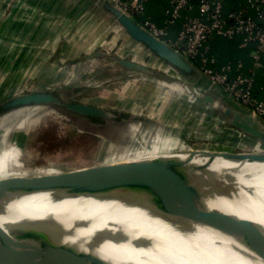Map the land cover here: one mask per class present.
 Masks as SVG:
<instances>
[{
  "label": "bare ground",
  "instance_id": "bare-ground-1",
  "mask_svg": "<svg viewBox=\"0 0 264 264\" xmlns=\"http://www.w3.org/2000/svg\"><path fill=\"white\" fill-rule=\"evenodd\" d=\"M165 135L158 130L151 135L146 157L138 146L150 136L140 133L131 137L126 151L132 156L120 166L75 175L20 198L0 220V264H94L108 257L136 264H264V237L228 242L179 224L218 209L244 214L243 207H264V162L251 161L247 153L213 161L154 139ZM122 176H135L128 189L170 192L176 199L167 202L171 208L163 214L128 197L59 201L43 196ZM243 216L264 226V220ZM140 241L146 246L136 247Z\"/></svg>",
  "mask_w": 264,
  "mask_h": 264
},
{
  "label": "rangeland",
  "instance_id": "rangeland-1",
  "mask_svg": "<svg viewBox=\"0 0 264 264\" xmlns=\"http://www.w3.org/2000/svg\"><path fill=\"white\" fill-rule=\"evenodd\" d=\"M37 1V0H36ZM47 1V0H45ZM10 4L0 2V19L11 22L8 29L0 30V104L5 101L14 98L19 95L28 94L35 91H58L65 95L72 101L81 102L85 104H96L101 107H106L111 110H124L129 114H135L140 120H150L153 125H157L159 129L160 124H164L169 121V117L162 114L166 111L168 105L165 104V109L159 105V102L163 98L168 99L170 102L176 99H182L186 102L183 113L172 114L175 119L174 126L180 127L182 130L191 128L189 125V119L187 114L192 110V106L188 103V95L182 89V84L186 86L194 85L190 81L185 79L182 83L177 81L176 85L169 88L162 87L160 84H156L137 74L131 73L125 68L119 66L115 60L106 58L104 60L94 61L93 65L86 71L85 76L81 81L74 82L73 85H66V89L58 87L56 89H48L45 80L39 79L37 76L38 63L36 61L23 60L21 58L22 45L18 44V35L15 29H11L12 24L15 23L16 16L11 9H8V13L5 12L6 7ZM33 4L37 5L33 0H21L18 1L17 6L12 9L17 12H22L25 7V14H28V21H32ZM8 5V6H7ZM31 7L29 12H26V8ZM5 12V13H4ZM46 17L51 16L47 12H43ZM79 15V14H78ZM78 23L81 21V17H77ZM4 42H10L5 44ZM109 46V45H108ZM10 48V49H9ZM120 48V54L125 60H136L142 65H148L160 74L168 72L161 66H156L154 61H149L143 56H136L128 51L124 41L117 44L112 49ZM155 56V55H154ZM157 58V57H156ZM158 59V58H157ZM160 60V59H158ZM160 62V61H159ZM62 64L67 63L66 60H62ZM77 62H72L76 64ZM103 67H108V71L104 76H100L97 72ZM56 69V68H54ZM161 69V70H160ZM165 70V71H163ZM59 75H57L58 77ZM165 79V78H164ZM161 79V83H164ZM206 82L198 83L199 87L203 86ZM180 85V86H179ZM80 89V90H79ZM83 89V90H81ZM78 95V96H77ZM161 107V108H160ZM153 111L150 112V110ZM31 109V108H30ZM25 108L10 114L15 120H0V154L5 155L6 159L11 154L17 165H14L12 169L4 166V175H16L25 174L32 177L36 169L43 171L50 170L51 165H54L52 174L46 172L47 175L62 174L70 171L80 169H91L94 167H111L123 164L126 158L132 156L129 151H126L131 146V137L138 135H147L149 140L138 144V149L141 151V156L146 157L145 146L150 147L153 143L151 135L155 137L153 130H145L144 127H132L127 125L126 127H119L113 129H107L102 127L100 123H94L92 119H86L83 117L75 116L72 114H66L63 109L60 108ZM171 111V113H173ZM3 117V116H2ZM42 118L41 123H36L37 118ZM17 121H19L17 123ZM208 121V120H207ZM213 121H216L213 120ZM27 124H26V123ZM194 122V121H193ZM142 123V124H143ZM197 122H194L195 125ZM35 124V125H34ZM14 125V126H13ZM165 125V124H164ZM98 128L94 130L93 128ZM100 127V128H99ZM196 127V126H195ZM102 128H105L104 130ZM222 128V127H221ZM199 129V128H198ZM179 130V131H178ZM203 130V129H202ZM160 133V129L158 130ZM26 135L24 140L22 135ZM174 134V135H173ZM185 132H181L180 129H176L175 133H168L162 137H156L158 143H162L163 146H169L168 148L182 149L183 147H192L197 144L194 141V134L189 133L190 140H182V136ZM17 136L21 139L18 143L15 142ZM181 139L178 143L177 137ZM32 138L35 140L33 142ZM174 138V139H173ZM27 139V141H25ZM13 142L14 144H10ZM139 143V142H138ZM218 142L204 143V146L212 151L222 152V147L217 144ZM136 145V144H135ZM249 148H235L228 152L231 153H247L258 152V146L256 142L249 141L247 143ZM183 146V147H182ZM239 146V145H238ZM125 147V148H124ZM135 148V147H134ZM137 149V148H136ZM144 150V151H143ZM191 150V149H190ZM8 151H12L8 152ZM21 155H23L21 157ZM133 158H136L133 156ZM5 162L7 163V160ZM21 161H24V166ZM8 166V164H6ZM30 170V171H29ZM52 196V194L43 195ZM20 199L12 200L8 203L0 202V220L2 217L7 216L13 211L15 205Z\"/></svg>",
  "mask_w": 264,
  "mask_h": 264
},
{
  "label": "crops",
  "instance_id": "crops-1",
  "mask_svg": "<svg viewBox=\"0 0 264 264\" xmlns=\"http://www.w3.org/2000/svg\"><path fill=\"white\" fill-rule=\"evenodd\" d=\"M33 1L36 2L37 5L33 4L34 7L33 11L31 12V14L33 15L32 21L30 23H27L29 17L28 14H25V7L23 8L21 13L20 11L16 12L14 9L13 13L16 14V16L10 18H15V23H13V26H11L10 28L17 31L18 44L22 45L23 47L20 54L21 58L24 61L32 59L33 61L39 62L37 76L39 77V79L42 78V80L47 81L46 87L48 89H56L58 87H63L64 89H66V85H73L74 82L81 81L85 76L86 71L93 65L94 61L104 60L96 59L91 62H85L84 60L88 55L99 52H107L116 54L119 57L125 59L120 54V48L119 50L112 49V46L115 47L122 41H124V44L129 47L128 51L132 54H135L136 56H143L149 61H154L156 66H161L168 70V72L172 71L176 73L161 60H158L156 56H154V54L144 45L132 39L125 30L118 27L115 24L113 18L108 15L101 7H99L95 3V0ZM172 1L173 0H149L146 5V17L153 21L158 27L167 28V14L171 8ZM246 5L247 0H227L225 2L224 12L228 14L233 11L241 10ZM30 8L31 7L26 8L27 13L29 12ZM43 12H47L48 14L52 15L46 17ZM194 14L197 15V13ZM252 15L255 16V13L252 12ZM77 17H81V21L79 23ZM2 19L3 17H1L0 19V30H5V28L8 29L11 22L4 21ZM182 23V20H180L174 26L168 28L170 38H177V35L182 27ZM240 41L241 38L228 39L220 37L215 39L210 44L209 50V55L215 59L214 66L220 68L221 66L230 62L236 63L238 61H242L245 65L246 71L252 68V60L250 57L251 48H240ZM4 43L10 44V42ZM62 60H66L67 63L63 64V67L60 68L59 65L62 64ZM129 61L135 62L136 60L132 59ZM72 62L77 63L72 64ZM57 75L59 76L57 77ZM202 90L217 96H222L221 92L211 85L210 87L206 85L202 86ZM199 91H201V89ZM255 95L259 99H264V69L258 72V81L255 87ZM188 100V103H190V105L192 106V111L187 114L189 125L191 124V128L188 129V134L187 129L182 130V125H180V127H176L173 125L175 119L172 117V114H175V112L180 114L183 113L184 106H186V102H184L183 98L176 99L171 102L168 99L164 100L162 98L159 102V105H162L161 107L163 108V110L166 108L165 104L163 105V103H166V105H168L166 111L162 112V114L168 117L170 116L169 121L164 123L165 125H159L160 133H175L176 129H180L182 132H185V134L182 136V140L184 142L186 139L190 140L189 133H193V139L197 144L192 147L185 142V144L192 150L212 151L208 149V147L204 146V143L218 142V145L225 146L222 147V152H228L229 150L231 151L233 147H240L244 149L249 148V145H247V143L249 141H253L257 143L258 150L260 152H264V145L262 143H259L253 138L244 135L239 129L223 122V120L219 118V116L211 107L207 106L205 103L197 100L194 97H189ZM228 102L232 107L236 108L240 112L248 114L238 104L230 101ZM92 105L101 107L96 104ZM105 109L108 108L105 107ZM153 109L154 108H152L150 112L153 111ZM173 110L174 112L171 113V111ZM112 111L126 113L124 112V110ZM134 115L135 114H132L130 120L124 121V123H119V125L107 127L102 124V127L113 129L116 127L123 128L127 125H132V127L134 128H142L143 126L145 130L151 129L153 130V132L159 130L157 125H153V122H151L150 120L146 119V121H144L143 123V121L140 120L139 117ZM4 119L10 121L15 120L10 114L0 115V120ZM37 119L38 120H36V123L42 122V118L41 120L39 117ZM215 119L216 121H213ZM193 121L197 123L193 125ZM18 122L19 121H17V123ZM105 128L102 129L104 130ZM93 129L98 130L97 127ZM24 137H26L25 134L22 135L23 140ZM20 140L21 139L17 136L15 142L18 143ZM32 140L35 143V140L33 138ZM25 141H27V139H25ZM10 144L13 145L14 143L10 142ZM8 152L13 153L12 151ZM22 156L23 155H21V157ZM7 157L9 158L6 159L5 155L0 154V180L15 177H30L27 176L26 173L4 175L7 174L3 171L4 166H6L9 170L12 169L14 165L18 164V162H16L11 154H9ZM5 159L7 160V163L5 162ZM21 162L24 166V161ZM6 164H8V166ZM51 166L52 167H50V170L47 171L36 169V171H33L35 172L33 176H45L47 175L46 172L52 174L54 165Z\"/></svg>",
  "mask_w": 264,
  "mask_h": 264
},
{
  "label": "water",
  "instance_id": "water-1",
  "mask_svg": "<svg viewBox=\"0 0 264 264\" xmlns=\"http://www.w3.org/2000/svg\"><path fill=\"white\" fill-rule=\"evenodd\" d=\"M95 3L101 7L108 15H110L115 24L138 43L144 45L150 50L158 59L169 66L173 71L181 77L190 81L194 85H184L183 90L186 95L192 96L199 101H202L207 106L211 107L223 122L239 129L244 135L253 138L254 140L264 145V121L252 117L250 114H244L232 107L229 102L222 96H217L205 91H199L196 82H203V77L199 74L196 67L188 60H186L179 52L170 47L162 40L154 37L147 30L142 28L130 16L117 8L108 0H95ZM110 58L116 63L130 71L131 73L150 78L153 80H161L170 84L172 80L164 75L158 73L156 70L144 66L142 64L125 60L116 54L99 52L88 55L85 62H91L96 59ZM165 78V79H164ZM180 86V85H179ZM204 86V85H203ZM25 108H60L66 114L95 119L105 122L107 127L119 125L117 122L118 115L116 112L85 104L75 102L67 98L58 91H35L28 94H23L11 98L0 104L1 115L11 114L15 111ZM201 157L216 160H235L242 153L231 152H217V151H192ZM251 161L264 162V152H247ZM121 165V164H120ZM120 165H116L117 167ZM116 166L111 167H94L87 169H80L62 174H53L45 176H33L29 178H9L0 180V202L8 203L15 199H20L23 196L37 192L38 190L54 185L60 184L64 180L72 176H83L85 174H99L104 170H110ZM135 181V176H122L113 178L96 184H88L73 189H66L60 191H51L55 200H72L79 198H105V197H128L131 199L140 200L150 206H157L161 213L166 214L171 205L167 204L169 201H174L176 195L173 193H157L153 190L128 189ZM128 189V190H127ZM124 190V191H123ZM242 210V211H241ZM239 211L244 214H235L226 209H218L206 212L197 216L185 219L180 222V225L189 228H197L210 233L213 236L224 238L228 242H240L253 238L264 237V226L259 222L250 220L243 215L250 216L264 220V207L250 206L243 207ZM3 231L0 226V236ZM136 247H145L146 242L140 241L135 244ZM94 264H136L134 262L121 261L117 258H106Z\"/></svg>",
  "mask_w": 264,
  "mask_h": 264
},
{
  "label": "built area",
  "instance_id": "built-area-1",
  "mask_svg": "<svg viewBox=\"0 0 264 264\" xmlns=\"http://www.w3.org/2000/svg\"><path fill=\"white\" fill-rule=\"evenodd\" d=\"M18 1L21 0H0L6 4L12 3L6 7L7 13L8 9L13 12L12 8L17 6ZM108 1L186 60L196 63L193 65L204 81L217 88L223 98L238 104L252 117L264 121V99L255 95L258 72L264 69V0H247V5L241 10L228 14L224 12L227 0H173L167 14V28L158 27L146 17L149 0ZM180 20L183 22L182 27L177 38L172 39L168 28ZM220 37L241 38L240 48H251L252 68L246 71L242 61L215 67V59L209 55V50L210 44ZM164 75L172 80L170 84L161 83L160 80L149 81L166 88L176 85L177 81L185 82L183 77L172 71H165Z\"/></svg>",
  "mask_w": 264,
  "mask_h": 264
},
{
  "label": "trees",
  "instance_id": "trees-1",
  "mask_svg": "<svg viewBox=\"0 0 264 264\" xmlns=\"http://www.w3.org/2000/svg\"><path fill=\"white\" fill-rule=\"evenodd\" d=\"M194 65H196V63H193ZM108 67H103L101 69H99L97 72L99 73L100 76H104L107 71H108ZM257 81H258V76H257ZM205 82V81H203ZM198 83L201 84V81H198ZM200 84H198V86H200ZM202 85H206L208 87H210L209 83H205V84H202ZM2 114V111H0V115ZM116 114L118 115V118L116 119L118 123H124V121H127V120H130L131 119V115L130 114H126V113H121V112H116ZM92 121H94V123H100V124H104L105 122L103 121H100V120H95V119H92Z\"/></svg>",
  "mask_w": 264,
  "mask_h": 264
}]
</instances>
